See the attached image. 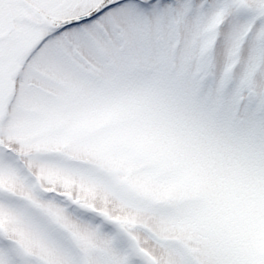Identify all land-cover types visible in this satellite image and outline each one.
Here are the masks:
<instances>
[{"label": "snow or ice", "instance_id": "snow-or-ice-1", "mask_svg": "<svg viewBox=\"0 0 264 264\" xmlns=\"http://www.w3.org/2000/svg\"><path fill=\"white\" fill-rule=\"evenodd\" d=\"M0 264H264V0H0Z\"/></svg>", "mask_w": 264, "mask_h": 264}]
</instances>
